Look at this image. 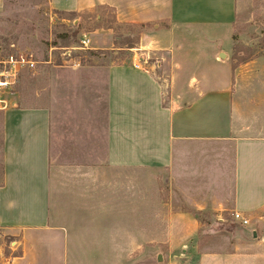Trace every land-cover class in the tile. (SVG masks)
I'll return each instance as SVG.
<instances>
[{
	"label": "crops",
	"instance_id": "1",
	"mask_svg": "<svg viewBox=\"0 0 264 264\" xmlns=\"http://www.w3.org/2000/svg\"><path fill=\"white\" fill-rule=\"evenodd\" d=\"M234 2L49 0L64 12L115 8L153 24L161 45L177 44L178 30L200 22L230 27ZM215 7L223 13L211 14ZM215 48L171 74L135 61L78 69L101 84L95 93L102 116L90 128V120L73 116L69 95L28 101L16 92L14 105L0 112V230L51 240L38 246V255L15 256L9 264H50L57 249L70 260L93 252L82 237L102 235L104 221L116 222V231L120 222L129 224L136 168L169 171L178 188L199 197L194 202L250 221L232 234L225 252L192 260L187 254L186 264H264V234L250 228L264 224V58L237 65L217 60L215 51L223 52ZM59 155L96 160L67 162Z\"/></svg>",
	"mask_w": 264,
	"mask_h": 264
},
{
	"label": "rangeland",
	"instance_id": "2",
	"mask_svg": "<svg viewBox=\"0 0 264 264\" xmlns=\"http://www.w3.org/2000/svg\"><path fill=\"white\" fill-rule=\"evenodd\" d=\"M215 9L210 10L211 14L223 13ZM200 23L201 27L178 30L177 44L161 45L155 40L153 24L119 15L112 7L64 12L53 8L49 0L0 1V45L15 54H34L38 61L36 69L23 71L17 92L28 101L39 96L50 102L53 97L63 100L69 95L73 100L71 106L75 107L73 116L90 120L85 122L88 128L92 120L101 119L103 104L99 105L100 99H96V86L98 91L101 86L98 78L82 75V68L135 61L142 68L151 65L160 74H171L174 69L190 66L193 55L207 54L215 47L223 52L218 56L219 51H215L217 60L230 59L237 65L264 58V0H235L230 27L225 23ZM84 34L91 39V48H79ZM65 48H71L67 56L62 55ZM169 77L171 81L172 76ZM1 128L0 119V174ZM61 157L67 162L96 160L86 156ZM134 180L129 224L120 222L116 231V222L104 221V231L99 233L102 235L81 238L89 247L94 245L93 252L73 253L70 260V254L57 249L49 263L186 264L187 254L194 258L207 251L225 252L232 234L247 226L237 221L231 210L217 211L212 205L194 202L195 196L178 188L179 183L169 171L136 168ZM195 199L198 201L199 197ZM250 228L264 234V224ZM48 240L51 239L47 236L15 235L0 230V264H9L15 256L38 255V246L48 245Z\"/></svg>",
	"mask_w": 264,
	"mask_h": 264
},
{
	"label": "built area",
	"instance_id": "3",
	"mask_svg": "<svg viewBox=\"0 0 264 264\" xmlns=\"http://www.w3.org/2000/svg\"><path fill=\"white\" fill-rule=\"evenodd\" d=\"M81 43L82 45L79 48H91V39L86 34H84ZM11 47H14V44ZM70 51L71 48H65L62 55L67 56ZM37 63L38 61L35 59L34 54L23 51L15 54L8 52L6 48L0 45V112L8 110L14 105L12 97L17 92L16 86L21 74L25 70L33 71L36 69ZM135 66L142 68L140 62H136ZM233 215L237 221L244 225L250 223L243 213L234 212Z\"/></svg>",
	"mask_w": 264,
	"mask_h": 264
},
{
	"label": "water",
	"instance_id": "4",
	"mask_svg": "<svg viewBox=\"0 0 264 264\" xmlns=\"http://www.w3.org/2000/svg\"><path fill=\"white\" fill-rule=\"evenodd\" d=\"M163 259V257H162V255L160 254L159 256H158V260H162Z\"/></svg>",
	"mask_w": 264,
	"mask_h": 264
}]
</instances>
